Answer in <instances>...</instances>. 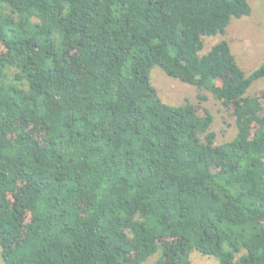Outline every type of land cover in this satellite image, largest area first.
I'll use <instances>...</instances> for the list:
<instances>
[{"label": "trees", "instance_id": "obj_1", "mask_svg": "<svg viewBox=\"0 0 264 264\" xmlns=\"http://www.w3.org/2000/svg\"><path fill=\"white\" fill-rule=\"evenodd\" d=\"M248 0H0V256L5 264H264V61L204 36ZM205 89L164 102L150 70Z\"/></svg>", "mask_w": 264, "mask_h": 264}, {"label": "rangeland", "instance_id": "obj_2", "mask_svg": "<svg viewBox=\"0 0 264 264\" xmlns=\"http://www.w3.org/2000/svg\"><path fill=\"white\" fill-rule=\"evenodd\" d=\"M251 13L241 18H232L222 34L203 37L205 53L214 43L225 39L230 45L236 61L245 73L251 72L264 61V0H248ZM151 84L157 89L160 98L173 105L186 101L197 104L198 94L206 96L202 103L213 115L211 129L215 132L218 141L231 139L237 131L235 118L220 101L215 99L209 91L198 90L195 86L186 84L179 79L166 75L159 66L150 70ZM264 90V78L252 83L248 94H261ZM158 254H154L141 264H155ZM191 264H217L213 257L203 256L198 252L190 254ZM0 264H5L0 256Z\"/></svg>", "mask_w": 264, "mask_h": 264}]
</instances>
